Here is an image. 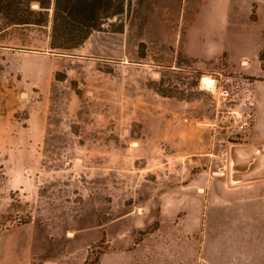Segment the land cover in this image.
Instances as JSON below:
<instances>
[{
  "label": "rangeland",
  "instance_id": "rangeland-1",
  "mask_svg": "<svg viewBox=\"0 0 264 264\" xmlns=\"http://www.w3.org/2000/svg\"><path fill=\"white\" fill-rule=\"evenodd\" d=\"M51 11L0 30V264H204L244 200L264 0H131L68 50Z\"/></svg>",
  "mask_w": 264,
  "mask_h": 264
},
{
  "label": "crops",
  "instance_id": "crops-1",
  "mask_svg": "<svg viewBox=\"0 0 264 264\" xmlns=\"http://www.w3.org/2000/svg\"><path fill=\"white\" fill-rule=\"evenodd\" d=\"M263 91L262 81L255 88L252 138L248 137L245 143L248 148L264 142V100L259 96ZM263 166L264 161L234 182L231 191L244 200L228 206V221L221 224L220 231L205 233L204 264H264ZM258 169L263 171L257 172Z\"/></svg>",
  "mask_w": 264,
  "mask_h": 264
},
{
  "label": "trees",
  "instance_id": "trees-1",
  "mask_svg": "<svg viewBox=\"0 0 264 264\" xmlns=\"http://www.w3.org/2000/svg\"><path fill=\"white\" fill-rule=\"evenodd\" d=\"M126 1V3H125ZM131 0H0V30L11 24H46L51 11L52 49L80 47L94 30L124 12ZM37 4L33 7L32 4ZM108 23V22H107ZM114 26V22H109ZM122 25L113 31H122ZM158 91L164 92L158 88Z\"/></svg>",
  "mask_w": 264,
  "mask_h": 264
},
{
  "label": "water",
  "instance_id": "water-1",
  "mask_svg": "<svg viewBox=\"0 0 264 264\" xmlns=\"http://www.w3.org/2000/svg\"><path fill=\"white\" fill-rule=\"evenodd\" d=\"M26 95V92H22L21 96ZM233 147L230 148V180L232 182L240 181V176L244 173L250 172L253 168L258 167L262 161H264V145H257L253 151L246 156L243 160L236 162Z\"/></svg>",
  "mask_w": 264,
  "mask_h": 264
},
{
  "label": "built area",
  "instance_id": "built-area-1",
  "mask_svg": "<svg viewBox=\"0 0 264 264\" xmlns=\"http://www.w3.org/2000/svg\"><path fill=\"white\" fill-rule=\"evenodd\" d=\"M253 97L252 94L248 93L239 103L240 106V114L238 116L239 118H243V121L249 122L253 119L254 113H253Z\"/></svg>",
  "mask_w": 264,
  "mask_h": 264
},
{
  "label": "bare ground",
  "instance_id": "bare-ground-1",
  "mask_svg": "<svg viewBox=\"0 0 264 264\" xmlns=\"http://www.w3.org/2000/svg\"><path fill=\"white\" fill-rule=\"evenodd\" d=\"M211 77L210 76H208V75H204L203 77H202V83H203V85H204V87L205 86H209V88H210V90H214V86L211 84Z\"/></svg>",
  "mask_w": 264,
  "mask_h": 264
}]
</instances>
